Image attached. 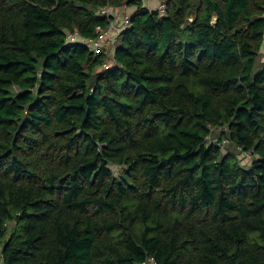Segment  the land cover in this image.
Listing matches in <instances>:
<instances>
[{"label":"trees","instance_id":"1","mask_svg":"<svg viewBox=\"0 0 264 264\" xmlns=\"http://www.w3.org/2000/svg\"><path fill=\"white\" fill-rule=\"evenodd\" d=\"M162 5L0 0V264H264V0Z\"/></svg>","mask_w":264,"mask_h":264},{"label":"built area","instance_id":"2","mask_svg":"<svg viewBox=\"0 0 264 264\" xmlns=\"http://www.w3.org/2000/svg\"><path fill=\"white\" fill-rule=\"evenodd\" d=\"M126 6H122L118 9L111 7H105L100 11V14L110 17L108 26L104 29L98 26L96 31L98 33V38L95 40H84L76 35H70V39L73 41H79L84 43L87 47L92 49L97 53L104 52L106 48L111 44L112 46L118 41L120 33L131 25L130 16L125 12ZM159 11L164 13V6H159ZM110 45V46H111ZM113 62H106L103 65V69H110L114 66Z\"/></svg>","mask_w":264,"mask_h":264},{"label":"rangeland","instance_id":"3","mask_svg":"<svg viewBox=\"0 0 264 264\" xmlns=\"http://www.w3.org/2000/svg\"><path fill=\"white\" fill-rule=\"evenodd\" d=\"M146 1L145 4L147 5V7L149 8V10H157L158 7L160 5H162L163 2H165V0H144ZM145 5V6H146ZM111 44H109V46L106 48L105 52L107 53V61L109 62H113L114 61V58H113V54H112V45L110 46ZM261 61H264V53H262L261 55ZM101 69L98 68V71H100ZM223 129H219V130H215V132L213 133L214 137H213V140L214 141H218L220 137V132L222 131ZM216 136V137H215ZM225 142V141H224ZM224 145V148H223V151L225 153L228 152V149H231L232 152L234 153H237V157H238V160L239 161H243L242 158L244 159V165L246 166H250L252 164V160H253V155H244V154H241V152L239 151H236V149L230 144V142H227ZM246 162V164H245Z\"/></svg>","mask_w":264,"mask_h":264},{"label":"crops","instance_id":"4","mask_svg":"<svg viewBox=\"0 0 264 264\" xmlns=\"http://www.w3.org/2000/svg\"><path fill=\"white\" fill-rule=\"evenodd\" d=\"M143 2H144V4H145V2H146V1H144V0H143ZM145 5H146V4H145ZM146 7H147V5H146ZM157 10H159V7H158V9H157ZM262 53H264V48H263V51H262Z\"/></svg>","mask_w":264,"mask_h":264}]
</instances>
